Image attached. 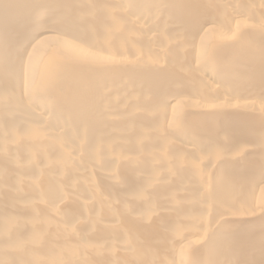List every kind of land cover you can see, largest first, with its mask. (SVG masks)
I'll list each match as a JSON object with an SVG mask.
<instances>
[{
	"label": "bare ground",
	"instance_id": "1",
	"mask_svg": "<svg viewBox=\"0 0 264 264\" xmlns=\"http://www.w3.org/2000/svg\"><path fill=\"white\" fill-rule=\"evenodd\" d=\"M0 264H264V0H0Z\"/></svg>",
	"mask_w": 264,
	"mask_h": 264
}]
</instances>
